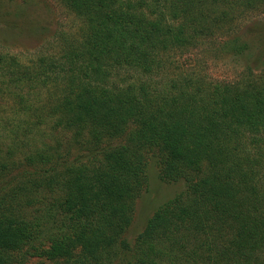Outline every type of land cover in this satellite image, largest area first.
Masks as SVG:
<instances>
[{
	"label": "trees",
	"instance_id": "16d2710c",
	"mask_svg": "<svg viewBox=\"0 0 264 264\" xmlns=\"http://www.w3.org/2000/svg\"><path fill=\"white\" fill-rule=\"evenodd\" d=\"M59 1L76 32L26 64L0 53L16 89L0 116V264H264V68L174 72L177 50L222 36L252 54L256 29L232 34L264 0ZM149 149L161 180L187 186L129 241Z\"/></svg>",
	"mask_w": 264,
	"mask_h": 264
},
{
	"label": "rangeland",
	"instance_id": "374dc122",
	"mask_svg": "<svg viewBox=\"0 0 264 264\" xmlns=\"http://www.w3.org/2000/svg\"><path fill=\"white\" fill-rule=\"evenodd\" d=\"M6 6L9 14L0 22V53L15 56L24 64L37 56L51 53L58 36H62L63 33L76 32L80 25L77 16L59 0H11L6 3ZM246 13L242 20L237 19V26L232 36L241 30L247 33L256 29V33L251 36L254 41L251 44L252 54L231 55L225 49H221V43L230 36H222L216 41L202 44L184 53L177 50L174 72L177 70L195 71L213 80L232 81L247 71L248 64L258 66L259 70H263L264 65L260 60V53H263L264 60V39L259 43L257 40L264 32V9ZM15 90L13 84L7 79L0 78V116H10L14 102L9 94ZM0 124H3L2 118H0ZM40 142L39 139L31 143V147L27 148L26 152L33 147H40ZM4 143L0 146L1 154L7 156L5 146L8 144ZM145 153L147 156L145 183L136 199L131 225L125 233L129 241H132L141 231L146 220L160 204L185 190L187 186L181 179L174 182L161 180L159 156L152 149ZM24 264L52 263L43 256L33 255Z\"/></svg>",
	"mask_w": 264,
	"mask_h": 264
}]
</instances>
